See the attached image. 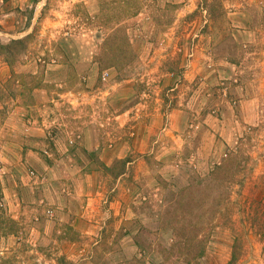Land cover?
<instances>
[{
	"label": "rangeland",
	"instance_id": "rangeland-1",
	"mask_svg": "<svg viewBox=\"0 0 264 264\" xmlns=\"http://www.w3.org/2000/svg\"><path fill=\"white\" fill-rule=\"evenodd\" d=\"M27 34L0 264H264V0H0Z\"/></svg>",
	"mask_w": 264,
	"mask_h": 264
},
{
	"label": "trees",
	"instance_id": "trees-1",
	"mask_svg": "<svg viewBox=\"0 0 264 264\" xmlns=\"http://www.w3.org/2000/svg\"><path fill=\"white\" fill-rule=\"evenodd\" d=\"M29 38V34H27L24 38H20V39H11L9 43H6V44H0V48L2 49V53L3 54H12L14 52H16V50L19 49L18 46H22L24 47V42H26V40H28ZM126 40V38H124ZM121 43V42H120ZM128 43L126 42L125 44L123 45H127ZM16 47V48H14ZM111 49L110 50H114L116 51L117 53H119V55L121 54V52H125L124 49L122 48V45H118L117 47H110ZM129 52H130V49H129ZM106 60V58L104 57L103 58V61ZM219 165V164H218ZM224 167H227L224 166Z\"/></svg>",
	"mask_w": 264,
	"mask_h": 264
},
{
	"label": "crops",
	"instance_id": "crops-1",
	"mask_svg": "<svg viewBox=\"0 0 264 264\" xmlns=\"http://www.w3.org/2000/svg\"><path fill=\"white\" fill-rule=\"evenodd\" d=\"M89 149V148H88ZM93 149V147H90V150H92Z\"/></svg>",
	"mask_w": 264,
	"mask_h": 264
}]
</instances>
